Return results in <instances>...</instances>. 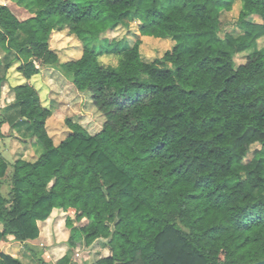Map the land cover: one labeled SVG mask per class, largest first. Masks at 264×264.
Returning <instances> with one entry per match:
<instances>
[{
  "label": "trees",
  "instance_id": "16d2710c",
  "mask_svg": "<svg viewBox=\"0 0 264 264\" xmlns=\"http://www.w3.org/2000/svg\"><path fill=\"white\" fill-rule=\"evenodd\" d=\"M26 1L35 15L25 21L0 5V50L27 80L59 66L104 123L90 133L67 120L55 145L37 90L13 88L17 102L0 127L24 123L43 151L12 164L0 155V240H37L39 222L61 209L74 213L71 250L101 240L110 250L94 264L263 261L264 0ZM235 8L237 30L223 32L221 16ZM128 18L143 37L175 41L162 61L144 62L138 43H113L119 65L108 67L89 48ZM54 32L73 39L76 56L62 60ZM13 108L15 120L6 114ZM70 263L66 255L55 264ZM0 264L25 263L0 251Z\"/></svg>",
  "mask_w": 264,
  "mask_h": 264
},
{
  "label": "rangeland",
  "instance_id": "374dc122",
  "mask_svg": "<svg viewBox=\"0 0 264 264\" xmlns=\"http://www.w3.org/2000/svg\"><path fill=\"white\" fill-rule=\"evenodd\" d=\"M12 3L20 8L21 13L25 15L24 17L35 15L26 0H12ZM237 19L238 8H235L234 10H232V12L229 13L223 12L221 16L222 31L230 32L233 30H237ZM140 27L141 24L139 21L133 18H128L116 30L102 35L97 42H90L88 43V46L90 49L96 51L100 55L101 63L108 67H117L119 65L118 57L113 53H109V46L113 43L121 44L126 49H129L136 43H138L140 46V55L144 62L154 63L162 61L166 52L172 50L175 46V41L172 38L157 39L153 37H143L140 35ZM75 45L76 44L73 39L68 37L63 32H54L51 36L50 46L52 47V49L59 52L62 60L70 59L71 57L77 55V50H79V48H76ZM245 57L246 56H237L235 59L236 64L240 65L244 63ZM11 62L12 57L7 56L0 50V78L5 79L6 75L13 73V71L17 72V65L12 64ZM9 79L10 78H8L9 84H17L15 78H11L10 80ZM25 81H29V85L33 86L37 90L40 95L42 104L51 111L52 117H50L48 120L47 130L51 135L54 143L58 144L61 139L66 138V136L69 134V129L66 124L67 120L84 123V126L90 133L98 132L101 130L104 119L99 116V114L96 112V109L92 106L90 93L88 91H86L85 93H80L72 85L70 79L67 78V76L59 66H42L41 73L39 75L33 77L30 80L25 79ZM4 113L5 112L0 109V115ZM6 114L10 116L11 120H15L18 116L16 108L7 111ZM19 125L20 126L17 127H13V125H11L7 130V134L11 137L17 135L22 139L28 140V142H26V147L21 149V151H19L15 155L11 154V151L13 149L12 139L7 136L3 137L0 130V138L2 137L0 139V154L5 156V159L10 164L14 162L16 155L18 156V158H24L25 160L32 161L37 158L38 153L43 151L42 147L39 144H37L36 147L32 145L31 136L27 131V126L22 122ZM17 128H19V130H16ZM257 148H259L258 145L252 146L249 158L252 156V152ZM11 173L12 168L9 167L7 177L3 181L1 188L2 194L5 197H8L11 189ZM66 213H68L66 214V216L65 214H61L60 220H62V222H65V227L67 228L65 217H72L74 213L72 211L71 213L70 211H67ZM65 243V240H62L61 244L64 245ZM104 243L105 242L101 240L95 242L92 246H84L83 244H81L79 248L73 250V252L76 251V257L73 259V261L71 260V263L94 264L101 257L110 255V250L104 246ZM0 247H3V249L0 251H3L4 253H7L9 255L11 253V255L13 254L14 257H16L15 254H17L19 256L18 258H21V260L25 264H38L32 258V252L30 250H26L24 246L21 247L18 244H12L11 246L0 245ZM31 247V249L34 250L36 257L40 258L42 248H40V250L38 246ZM62 251L64 250H61V253H63Z\"/></svg>",
  "mask_w": 264,
  "mask_h": 264
},
{
  "label": "crops",
  "instance_id": "0c3cea01",
  "mask_svg": "<svg viewBox=\"0 0 264 264\" xmlns=\"http://www.w3.org/2000/svg\"><path fill=\"white\" fill-rule=\"evenodd\" d=\"M0 4L8 6L11 9V11L15 14V16L21 21H25V20L33 17L32 15L30 17H24L25 15L21 13V10L18 6H16L15 4L12 3V0H0ZM8 78H10V79L15 78V80L17 81V84H12V85L9 84ZM16 78H18V79H16ZM19 83H21V84H19ZM27 83L29 84L30 82L25 81L23 76H21V74L18 72L13 71V73L6 75V78L4 79L2 86H1L0 109L5 111L6 108L14 105L17 102V99H16V95H15L13 88L18 86V85L27 84ZM72 85L74 86L73 83H72ZM47 125H48V122H47ZM9 126H10V124L6 123V124L1 126L0 130H1V134L3 135V137L7 136V137H10V139H12L13 149L11 151V154L15 155L19 151H21V149L26 147V145H27L26 142H28V140L22 139L20 136H17V135H14V137H11L10 135H8L7 130L9 129ZM16 130H19V128H17ZM29 135L31 136L30 132H29ZM64 139H61L58 142V144H60V142H62ZM58 144L55 143V145H58ZM1 156L5 159V156H3V155H1ZM18 159H20V158H18V156L16 155L14 162ZM14 162H12V163H14ZM61 214H65V216H66V214H68V213H66L65 211H63L61 209H55L52 212V214L48 220H46L45 222H39V227H40L41 233H40V236L37 240L28 241L26 243L20 244L17 240H15L14 237L9 236L4 240H0V245L11 246L12 244H18L21 247L27 246L29 248H32L31 246H38L39 249L42 248V250H43V252H42V250L40 249L41 250V257L40 258L43 261H45L47 264H55L59 259L63 258L66 255H68L70 257V260L73 261V259L76 257V254H75L76 251H74V252H73V250L71 251V249L67 245V241L70 237L69 236L70 230L65 227V222H62V220H60ZM66 218L67 217H65V220H66ZM62 240H65V242H66L64 245L61 244ZM12 241H15V242H12ZM45 247H49V248H45ZM2 249H3V247H0V250H2ZM61 250H64V251H62L63 253H61ZM1 252H3V251H1ZM12 255L10 253V256H12ZM15 256L16 257H14V255H13L12 257H14V258L19 257L17 254H15Z\"/></svg>",
  "mask_w": 264,
  "mask_h": 264
},
{
  "label": "water",
  "instance_id": "95a60500",
  "mask_svg": "<svg viewBox=\"0 0 264 264\" xmlns=\"http://www.w3.org/2000/svg\"><path fill=\"white\" fill-rule=\"evenodd\" d=\"M254 264H264V260L260 261V262H257V263H254Z\"/></svg>",
  "mask_w": 264,
  "mask_h": 264
}]
</instances>
